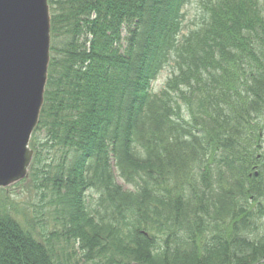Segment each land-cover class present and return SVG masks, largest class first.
<instances>
[{
	"label": "trees",
	"instance_id": "trees-1",
	"mask_svg": "<svg viewBox=\"0 0 264 264\" xmlns=\"http://www.w3.org/2000/svg\"><path fill=\"white\" fill-rule=\"evenodd\" d=\"M50 3L30 181L69 213L43 243L0 208V264H264V0Z\"/></svg>",
	"mask_w": 264,
	"mask_h": 264
},
{
	"label": "water",
	"instance_id": "water-1",
	"mask_svg": "<svg viewBox=\"0 0 264 264\" xmlns=\"http://www.w3.org/2000/svg\"><path fill=\"white\" fill-rule=\"evenodd\" d=\"M50 52L49 0H0V189L29 177Z\"/></svg>",
	"mask_w": 264,
	"mask_h": 264
},
{
	"label": "rangeland",
	"instance_id": "rangeland-1",
	"mask_svg": "<svg viewBox=\"0 0 264 264\" xmlns=\"http://www.w3.org/2000/svg\"><path fill=\"white\" fill-rule=\"evenodd\" d=\"M185 19H184V33H187V30L195 27L197 20H199L198 10L194 3L189 4L185 10ZM172 75V67L167 65L162 72L158 75L157 79L153 83V94H158L166 84L169 76ZM46 95V94H45ZM44 105L41 112V117L43 113ZM40 126V125H39ZM140 133V131H138ZM46 128H38L34 135L33 140L40 142V144L45 143L46 139ZM31 146V145H30ZM33 149L36 150V147L32 144ZM43 151V148H39ZM44 154V153H43ZM263 151L259 153L262 155ZM45 155V154H44ZM47 157L46 155L44 156ZM112 170L116 179V182L121 185L124 189L133 190L132 185H127L121 178L119 170L116 166V161L112 158ZM258 171L256 172V175ZM34 181H23L16 184L13 187L8 188L7 190L0 189V206L1 209H10L12 211L13 217L21 224V226L27 231L32 232L35 239L46 243L51 234V232H61L62 227L58 218L62 216L68 217V208L66 205L59 204L56 194H53L52 188L49 190H42L37 187ZM41 181L39 182V184ZM100 196L95 192H89L86 194V203L89 208H95L98 205ZM100 202V201H99ZM63 232V231H62ZM58 252H62L60 249L67 248L65 252H82L80 248V243H73L70 241V244L67 246L65 243L56 244ZM70 264H85V261L82 255H77V258L72 261Z\"/></svg>",
	"mask_w": 264,
	"mask_h": 264
}]
</instances>
